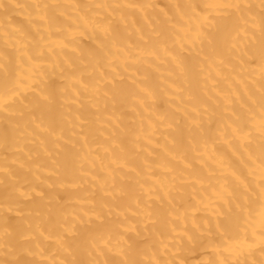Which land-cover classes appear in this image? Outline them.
<instances>
[{
    "label": "bare ground",
    "instance_id": "6f19581e",
    "mask_svg": "<svg viewBox=\"0 0 264 264\" xmlns=\"http://www.w3.org/2000/svg\"><path fill=\"white\" fill-rule=\"evenodd\" d=\"M0 264H264V0H0Z\"/></svg>",
    "mask_w": 264,
    "mask_h": 264
}]
</instances>
